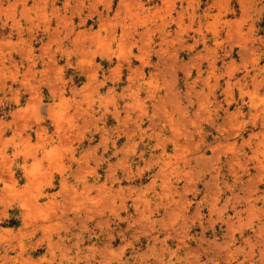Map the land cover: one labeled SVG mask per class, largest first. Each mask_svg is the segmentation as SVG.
<instances>
[{
    "label": "rangeland",
    "instance_id": "obj_1",
    "mask_svg": "<svg viewBox=\"0 0 264 264\" xmlns=\"http://www.w3.org/2000/svg\"><path fill=\"white\" fill-rule=\"evenodd\" d=\"M0 264H264V0H0Z\"/></svg>",
    "mask_w": 264,
    "mask_h": 264
},
{
    "label": "crops",
    "instance_id": "obj_2",
    "mask_svg": "<svg viewBox=\"0 0 264 264\" xmlns=\"http://www.w3.org/2000/svg\"><path fill=\"white\" fill-rule=\"evenodd\" d=\"M31 4H32V1H29L27 5L30 6ZM18 9L20 10V6L18 7Z\"/></svg>",
    "mask_w": 264,
    "mask_h": 264
}]
</instances>
